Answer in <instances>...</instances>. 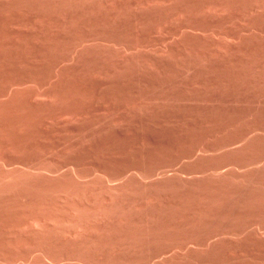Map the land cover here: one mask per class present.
Here are the masks:
<instances>
[{
    "label": "rangeland",
    "instance_id": "1",
    "mask_svg": "<svg viewBox=\"0 0 264 264\" xmlns=\"http://www.w3.org/2000/svg\"><path fill=\"white\" fill-rule=\"evenodd\" d=\"M0 264H264V0H0Z\"/></svg>",
    "mask_w": 264,
    "mask_h": 264
}]
</instances>
